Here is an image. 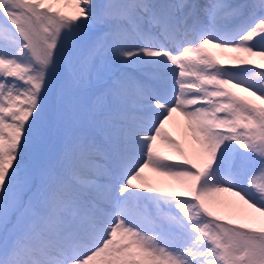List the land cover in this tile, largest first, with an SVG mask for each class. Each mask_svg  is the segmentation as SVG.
<instances>
[{
  "label": "snow or ice",
  "instance_id": "obj_1",
  "mask_svg": "<svg viewBox=\"0 0 264 264\" xmlns=\"http://www.w3.org/2000/svg\"><path fill=\"white\" fill-rule=\"evenodd\" d=\"M0 264H264V0H0Z\"/></svg>",
  "mask_w": 264,
  "mask_h": 264
},
{
  "label": "bare ground",
  "instance_id": "obj_2",
  "mask_svg": "<svg viewBox=\"0 0 264 264\" xmlns=\"http://www.w3.org/2000/svg\"><path fill=\"white\" fill-rule=\"evenodd\" d=\"M67 11H71V9H67ZM168 130L170 132H172V134L177 135V139H180L179 132L177 131V129L171 123L168 125ZM148 174L151 175V173H148Z\"/></svg>",
  "mask_w": 264,
  "mask_h": 264
},
{
  "label": "rangeland",
  "instance_id": "obj_3",
  "mask_svg": "<svg viewBox=\"0 0 264 264\" xmlns=\"http://www.w3.org/2000/svg\"><path fill=\"white\" fill-rule=\"evenodd\" d=\"M152 175V174H151ZM220 198L223 200H234V197H230L228 194H220Z\"/></svg>",
  "mask_w": 264,
  "mask_h": 264
}]
</instances>
